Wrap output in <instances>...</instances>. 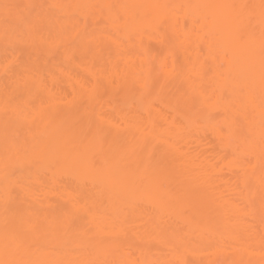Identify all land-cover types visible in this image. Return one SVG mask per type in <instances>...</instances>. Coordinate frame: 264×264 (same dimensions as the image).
<instances>
[{"label": "bare ground", "instance_id": "6f19581e", "mask_svg": "<svg viewBox=\"0 0 264 264\" xmlns=\"http://www.w3.org/2000/svg\"><path fill=\"white\" fill-rule=\"evenodd\" d=\"M0 264H264V0H0Z\"/></svg>", "mask_w": 264, "mask_h": 264}]
</instances>
